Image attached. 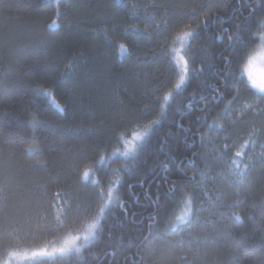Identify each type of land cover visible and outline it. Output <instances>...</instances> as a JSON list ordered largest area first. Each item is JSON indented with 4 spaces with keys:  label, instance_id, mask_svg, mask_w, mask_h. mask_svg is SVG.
Segmentation results:
<instances>
[{
    "label": "trees",
    "instance_id": "trees-1",
    "mask_svg": "<svg viewBox=\"0 0 264 264\" xmlns=\"http://www.w3.org/2000/svg\"><path fill=\"white\" fill-rule=\"evenodd\" d=\"M189 30L176 90L172 49ZM263 30L264 0H0V257L96 212L111 154L159 121L114 172L116 203L95 239L20 264H264V98L225 63L250 57ZM246 143L243 185L216 182L211 206L206 191L192 194ZM90 168L96 182L83 178ZM189 199L202 221L182 240L171 222Z\"/></svg>",
    "mask_w": 264,
    "mask_h": 264
},
{
    "label": "rangeland",
    "instance_id": "rangeland-1",
    "mask_svg": "<svg viewBox=\"0 0 264 264\" xmlns=\"http://www.w3.org/2000/svg\"><path fill=\"white\" fill-rule=\"evenodd\" d=\"M189 31H191V30H189ZM187 42H188V39H186L184 41V48L182 51H179L180 50V42L178 40L176 41L177 45H175V47H174L175 49H177L179 51L180 55H183L185 57V59H186L185 52H186ZM250 57L253 60V63L251 65L253 76L255 77V79L257 81L264 80V30L260 34V43H259L258 48L250 55ZM177 70L179 72H178V79L176 81V84L179 82L180 75H181L179 66L177 67ZM186 82H187V78H186L185 83ZM183 85L181 87H183ZM175 89H176V87H175ZM145 128L146 127H144V129H141V128L135 129L131 133L132 134H142L144 132ZM127 139H129V140L124 141L123 142L124 144L122 143L123 145L122 144L119 145L120 147L118 149H116L111 154V161H114V164L111 166V171H110L111 172V182L107 185V188L104 189L103 203L97 209L96 212L91 214L89 217H85V219H81L78 223H75L74 226H72L71 228L67 227V223H66V221H64V219H60V221H58L59 222L58 228H61V230L59 231L56 239L49 241V242H46V243H40L39 245L38 244L24 245V244L18 242L17 244H15L11 248H9V250L5 253L4 256L0 257V264H15L14 263L15 260L17 263L20 264L21 261H24V260L26 261V260L38 259V258H42V257H45V258L51 257L52 258L56 255H61V254L57 253L56 255H53V256H33V253L34 252H45V251L46 252H54L56 249H58L60 247L71 246V251L66 253V254H69V253H72L74 251L79 252L84 247L89 245L96 237V234H97L98 229L100 227V222L105 215L104 213L107 209V206H110L108 203V196L105 195V193H107L109 189L113 190V192H112L113 201H112L111 205L116 203V197L115 196H116L117 181H116V178H114V176L116 175V173H114V172L116 171V169L123 168V164H124L123 162L125 160L129 159L132 155H134V153L137 152L136 150H138L139 146L142 143L141 142L139 144V146L136 148L134 153L130 152L126 156V155H124V153L129 150L130 142H132V140H133V135H129ZM122 146H124V147L122 148ZM237 152L241 153V155L239 157L236 156ZM254 156H255L254 146L251 145L250 143H246L243 146L238 147L234 151V156L232 158L226 157V160L223 162V164L218 165L219 171H217V172L214 171V173H212L214 176L213 175L211 176L210 171H208L204 175V177L202 176V178H201L202 180L200 182L201 185L199 187L195 188L192 191V194L195 195L194 192H197V191H199V192L206 191L205 194L203 193V199H205L206 204H209L210 206L212 205L213 198L215 199V203L221 202L220 194L216 193L217 188H219V186H220L217 183L219 182V183H222L223 185L225 184L224 187H226V186L229 188L235 187V185L238 184L236 182L238 179V177L236 175L237 172L241 173V175L243 176V181L245 182L247 163H250ZM234 159L238 163H240V169H236L234 167V165L232 163V161ZM241 170H242V172H241ZM86 171L89 172V175L87 177H85L83 175V178L85 179V181H92V182L95 181L96 182L97 178L95 176L96 173H94V169L90 168ZM205 183H209L208 186H205ZM239 185H243V184H239ZM224 187H223V189H225ZM209 191H211V192H209ZM191 208L193 211V204L191 205ZM101 209H103V212H101ZM65 210H66V207H64L62 204H58L57 210H56L57 216L61 217L64 214ZM180 210L181 211L178 213V216L183 215L185 213V211L187 210L185 203L183 204V206L181 207ZM199 221H202L201 217H199ZM199 221L191 224L190 226L182 228L181 231L176 233L177 236L179 238H181L182 240L183 239L189 240L190 238H192V236H194V232H195L194 228L196 225H198ZM97 222H98V227L95 231V235L92 238H90L87 242H85L83 237L88 235L89 225H91L93 223H97ZM76 237H80V239H76ZM63 255H65V254H63Z\"/></svg>",
    "mask_w": 264,
    "mask_h": 264
},
{
    "label": "snow or ice",
    "instance_id": "snow-or-ice-1",
    "mask_svg": "<svg viewBox=\"0 0 264 264\" xmlns=\"http://www.w3.org/2000/svg\"><path fill=\"white\" fill-rule=\"evenodd\" d=\"M60 2H61V0H57V8H58ZM57 15H59L58 11H57ZM49 27L55 28L56 22L53 21V23L50 24ZM192 36H193V33L191 31H186V32H183V34L181 36H178L176 38L180 42V50L179 51L183 50L184 41L186 39L191 38ZM234 39L240 40L241 38L235 37ZM119 47L122 51L127 50L125 45H123V44L119 45ZM179 51L175 48L172 49L173 55L176 57L175 63L179 66L180 73H181L179 82L175 85L176 89H180L181 86L185 83L187 75H188L189 70H190L187 59H185V57L183 55H180ZM225 63L230 65V66L233 63H235L237 65V67L239 68V78L246 81L250 88L256 90L257 94H259L261 96V98H264V80L257 81L255 79V77L253 76L252 69H251V65L253 63V60L251 57H249L247 55V53H245L243 56H241L240 59L237 61H233L231 58L226 57ZM228 75L231 76L232 73L229 72ZM35 91H36V94H38V95L44 94V95L49 96L51 98V102L53 104H56V106L59 108V105L56 103L55 99L52 97V93L50 91L42 88L39 84H37ZM170 98H172V93L168 92L163 97L164 103L161 105L162 109L167 106ZM229 103H231V102H229ZM158 123H159V121H152L151 124L146 126V128L142 134L129 133L130 135H133V140H132V142H130L129 150L126 151L124 153V155L127 156L130 152L134 153L136 148L139 146V144L141 142H143L144 139L149 135V132L151 131L153 126L158 124ZM240 155H241L240 152L236 153L237 157H239ZM232 163L236 169H240V163H238L235 159L232 161ZM241 172H242V170H241ZM88 175H89V172L85 171L84 176L87 177ZM236 175L238 177L236 182L238 184H243L244 181H243V176L241 175V173L237 172ZM112 192H113V190L109 189L108 192L105 193V195L108 196L109 205H111V203L113 201ZM239 203H240L239 201H234L233 205H228V207H233L234 205H237ZM185 204H186V208H187L185 213L181 216H177L171 222V230L172 231L179 232L182 230V228L190 226L191 224L199 221V217L192 211V208H191L192 201L190 199L186 200ZM101 212H103V209H101ZM234 216H235L236 220L241 219V217L239 216L238 213H234ZM97 227H98V222L89 225L88 235L83 237L85 242H87L90 238H92L95 235V231H96ZM149 227H151V226H149ZM76 239H80V237H76ZM69 251H71V246L60 247V248L56 249L54 252H46V251L45 252H34L33 256H53V255H56L57 253L63 255Z\"/></svg>",
    "mask_w": 264,
    "mask_h": 264
},
{
    "label": "bare ground",
    "instance_id": "bare-ground-1",
    "mask_svg": "<svg viewBox=\"0 0 264 264\" xmlns=\"http://www.w3.org/2000/svg\"><path fill=\"white\" fill-rule=\"evenodd\" d=\"M178 90V89H177ZM227 148V147H226ZM102 216V215H101Z\"/></svg>",
    "mask_w": 264,
    "mask_h": 264
}]
</instances>
